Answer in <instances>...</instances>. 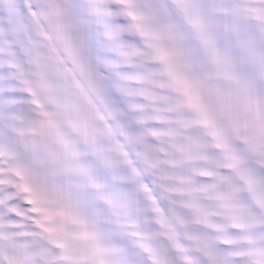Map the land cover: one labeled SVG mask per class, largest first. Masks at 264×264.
<instances>
[{"label":"snow or ice","instance_id":"snow-or-ice-1","mask_svg":"<svg viewBox=\"0 0 264 264\" xmlns=\"http://www.w3.org/2000/svg\"><path fill=\"white\" fill-rule=\"evenodd\" d=\"M0 264H264V0H0Z\"/></svg>","mask_w":264,"mask_h":264}]
</instances>
